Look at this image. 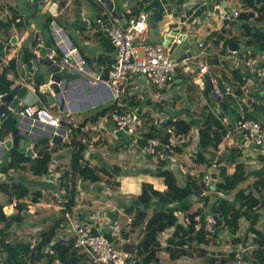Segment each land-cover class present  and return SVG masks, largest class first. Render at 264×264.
Instances as JSON below:
<instances>
[{"label":"crops","instance_id":"crops-1","mask_svg":"<svg viewBox=\"0 0 264 264\" xmlns=\"http://www.w3.org/2000/svg\"><path fill=\"white\" fill-rule=\"evenodd\" d=\"M33 1L9 0L0 7V74L10 59H15L14 69H9L5 77L12 83L24 79V83L28 86V90L23 93L14 108L12 102L0 100V112L2 110L6 112V116L1 122L0 142L10 135L13 128H20L23 131L25 127H28L29 136L20 138L21 145L18 151H23L24 155L33 158L40 148L45 147L50 151L51 156L47 172L41 175L33 174L28 168V162L27 166H23V168L10 169L6 173L0 171V184H11L12 182L24 184L30 192H39L37 201L29 200L28 197L24 198L28 204L23 213L26 210L34 213L35 216L30 223L35 227L32 229L38 231L37 235L36 232L27 231V241L37 242L39 234L47 227L44 226V223L48 219L54 222L59 218L56 216L51 218L47 212L48 207L59 210L66 208L62 203L66 198L63 188H59V176L62 171L70 168L74 152L73 144H71L73 138L82 139L85 144L82 152L83 157L79 159L81 164L88 167H105L112 173L110 179L118 180L119 185L115 186L104 181L90 182L76 176L74 179L76 191L79 185L83 187L88 184L91 189L101 190L106 198L100 203V207H94L93 200L80 201L75 196L71 206L79 210L80 218L86 221H91L88 217L95 218L96 228L99 231V227L103 228L106 232L102 233H108L111 241L121 248L123 244L136 243L142 237L141 227H132L129 224V215L125 214L122 201L128 195L139 193L142 181H149L155 188L164 189L165 184L162 178L152 175L151 172L156 169L170 170L167 162H176L177 164L175 155L184 154L190 159V161L188 159L182 161L183 158H181L182 164L178 170L184 176L187 174L196 175L200 172L206 173L208 170L216 172L217 167L222 164L227 166L228 172H232L237 163H243L248 171L264 166V161H262L264 156L260 154V146H254L251 142L244 140L243 135L237 131H232L234 137L232 144L221 140L216 149L212 144L208 145V150L212 151L213 156H207L209 157L207 160L212 158L219 164L218 166L203 163L204 168H200L198 166L200 163H197L193 158V153L198 146V127L203 119L201 113L205 107L214 111L226 126V130L233 129L238 119L235 114L242 116L250 111L261 113L260 109H253L255 105H264V93L254 75L253 67L264 63V50L248 45L251 36L248 39L243 34H245L246 26H251L252 31L264 29V20L259 21L255 18L264 12V4H257V8H254L252 4L244 3L243 0H113L114 9L122 11L124 16L129 10L150 11L152 8L164 10L166 15L159 20L161 30L168 29L169 31L177 28L179 32L174 39L185 36L177 45L179 50L176 56L182 52L190 51V56L187 55L180 61L191 60L203 63L207 67L206 72L209 73L210 79L226 80L231 84V90L222 96V100L226 103L222 108L206 85L204 90H200L191 75L181 70L177 72L174 84L166 88L156 87L147 76L139 74L130 76L123 85L121 95L124 107H135L143 112L142 118L143 116L144 118L140 128V133L143 136L145 133L157 129L162 132L166 123L171 120L185 119L191 124V129L186 133L180 149L170 152L168 155L170 157L167 156L162 161L163 163L158 164L155 158L154 160L150 159L152 157L142 152L140 146L131 142L129 135L117 129L108 119V113L115 104L110 85L106 81L114 47L104 31L103 25L96 22L98 9L103 5L93 7L85 0H52L51 8L55 7L56 11V14L53 15L49 10L42 8L41 0H37L35 3ZM38 3L41 4V7H37ZM217 4L219 7L229 6L232 8V12L238 10L239 13L232 14V16L224 14L223 10L215 13L214 9L218 8ZM250 11H252V16L245 17L243 13ZM15 17H19L20 20L15 21ZM54 21L57 24H54ZM42 27L45 31L41 30ZM37 34L42 35L47 44L56 46L59 50L70 47L76 49L73 58L76 61L78 81L71 85L70 90L64 95L63 101L60 98L53 102L48 100V93L34 81L35 75L38 73L36 68L33 66L30 68V76L25 77L24 75V64L33 65V62L27 61V57L30 53L35 54V36ZM13 36L15 39H12ZM162 39L161 32L149 26L135 38L136 41L146 40L157 43H163ZM247 47L253 50V66H247L244 63L243 54ZM232 49L235 51L233 52ZM176 56H172V58ZM80 59L85 61L82 69L78 67ZM242 79L243 83L247 82L248 84L245 89L242 88L243 83L240 82ZM191 84L195 87L193 91H189ZM32 86H36L37 89L41 87L43 91L37 95L31 90ZM130 102L131 104H129ZM26 103L46 104L55 114H63L68 111L72 115V121L78 124L79 128L83 127L84 129L79 130L78 127L73 128L66 124L55 128L33 119L30 120L28 116L21 113L22 107ZM106 108L108 110L105 114L100 115L99 112ZM14 112L17 118L13 117ZM261 115L263 120L259 121L264 124V115L262 113ZM94 116H96L95 119H93ZM144 122H146L145 128H143ZM51 132L59 135L60 139L56 138L57 140L53 141V138L49 137ZM24 138L27 139V142H24ZM129 151L135 154L139 161L137 164L139 167H130L134 165V159L127 155ZM30 173L35 177H30ZM254 179V175L249 176L241 186L252 183ZM3 190L0 189L5 194ZM56 195L59 197L57 198ZM13 199L19 201L16 198ZM95 200L98 201V199ZM189 203L191 206L188 211H193L202 204L195 199ZM184 206V201L171 205L180 220L185 217ZM8 209L6 208L7 211ZM10 211L13 214L16 207ZM258 211L260 219L257 222V227L264 231V208ZM122 215L126 216L124 222H121ZM24 218L20 222H24ZM64 222L65 220L61 222V225ZM246 225L247 221L242 218L240 221L241 234L245 232ZM170 230L168 229V233L162 232L163 239L158 237L163 244ZM21 234V228H15L13 225L9 240H20ZM225 234L226 231L220 233L218 237H213L214 240L212 239L204 246L206 253L202 259L197 260L194 259L196 256H188L193 259H190L191 263L218 264L221 255L224 257L232 250L230 244L222 240ZM71 237L72 232L65 222L54 239L66 241ZM221 241H223V246H221ZM0 246H2L0 250L3 249L1 252L7 254L4 246L2 244ZM252 248L253 246H250L248 249ZM164 252L160 251L157 260L149 261L147 264L159 262ZM214 255L217 257L216 259H209ZM1 256L3 255L0 254ZM55 263H59V261L56 260ZM78 264H89V262L82 260ZM231 264H234V261Z\"/></svg>","mask_w":264,"mask_h":264},{"label":"trees","instance_id":"trees-1","mask_svg":"<svg viewBox=\"0 0 264 264\" xmlns=\"http://www.w3.org/2000/svg\"><path fill=\"white\" fill-rule=\"evenodd\" d=\"M243 1L252 4L254 8H257V4H264V0ZM134 11L137 12V10ZM243 14L245 17H250L252 11ZM255 18L263 21L264 12ZM251 29V26H246L245 34H243L248 39L251 36L248 45L264 50V29L256 31ZM34 58L35 55L30 53L27 61ZM14 67L15 59H10L2 70L0 94L9 90L11 80L6 79L5 74ZM240 82L242 84L244 80L242 79ZM194 88V85L190 86L189 91H193ZM253 109H260L264 115V105H255ZM107 110V108L103 109L99 114H105ZM253 113L252 111L246 112L242 116L235 114V117L254 118ZM201 114L203 119L198 127V146L193 153V158L197 163H207V158H209L207 156H213L212 151L208 150V145L212 144L216 149L226 133V126L209 107H205ZM95 118L96 116L93 117V119ZM166 126H171L176 132L184 134L191 129V124L185 119L168 121ZM160 134L158 129L153 132L149 131L144 134V138L140 139V144H144L147 137L160 136ZM71 144H73L74 152L70 161V168L62 171L59 176V188H63L66 198L62 203L66 208H70L75 200L77 191L74 179L76 176L91 182L104 181L115 186L119 185L118 180L110 179L112 173L105 167H88L81 164L79 159L83 157L82 152L85 148L82 139L73 138ZM175 149L179 150L180 147L175 146ZM50 158V151L45 147L40 148L33 158L24 155L23 151L17 150L9 156L3 166H0V171L6 173L10 169L23 168V166H27L26 163L28 162V168L31 172L35 175H41L47 172ZM162 161L164 159L158 158L157 162L161 164ZM151 174L162 178L165 184L164 189H157L151 182L142 181L140 192L128 195L122 201L123 210L130 217L129 224L132 227H141L142 237L138 242L122 245L123 249L131 253L136 252L138 264H147L149 261L157 260L158 253L162 250L167 252L170 259H176L183 255L203 256L206 253L204 246L212 239L214 240L213 237H218L224 231L226 234L222 240L227 241L232 250L224 257L221 255L218 264H231L233 261L234 264H264V231L257 227V222L260 219L258 210L264 208V166L248 171L243 163H237L234 170L228 172L226 165H219L217 171L211 173L213 183L207 186L203 182L204 172L196 175L187 174L183 184L178 182L174 172L169 169H156ZM251 175L255 176L252 183L241 186ZM205 186L213 192L208 191L197 196L196 191ZM0 189H4L8 204L13 198L19 200L16 201V211L13 214H6L3 207L7 203L0 201V244L7 251V254L0 257V261L4 260L9 264H41L42 262L43 264H78L82 260H87L89 264H93L83 252L74 247L73 236L66 241L54 239L61 227V222L65 220L63 215L61 216L62 219L57 218L53 224L43 229L35 243L27 240H9L13 224L19 223L24 218L23 211L28 204L24 198L28 197L29 200L37 201L39 192H30L26 185L14 182L11 184L2 183ZM193 199L202 204L195 210L188 211L191 206L189 202H192ZM182 201L185 203L186 213L183 220H180L171 205ZM63 210L61 209V211ZM209 212L213 213L217 219L214 231L210 235L204 230L205 215ZM80 215L81 213L79 218ZM242 218L247 221V225L245 232L241 234L240 221ZM197 221L201 223L198 229L195 228ZM166 229L171 230L163 244L158 238V234ZM104 234L109 237L108 233ZM250 246L253 248L248 249ZM216 258L214 255L209 259L214 260ZM56 260L59 263H55Z\"/></svg>","mask_w":264,"mask_h":264},{"label":"built area","instance_id":"built-area-1","mask_svg":"<svg viewBox=\"0 0 264 264\" xmlns=\"http://www.w3.org/2000/svg\"><path fill=\"white\" fill-rule=\"evenodd\" d=\"M45 10L52 5V0H41ZM54 4V3H53ZM219 7V4H217ZM246 11V10H245ZM149 11H127L126 17L128 25L122 27L119 18L114 17L110 12L102 7L98 9L96 22L103 25L104 31L114 47L113 58L107 70L106 81L110 85L112 97L116 100L115 106L109 111L108 119L114 126L130 136L131 142L134 145L140 146L142 152L149 156H153L155 160L158 158H166L170 152L175 151V146H182L185 140L184 133L176 132L173 127L166 126L160 136L147 137L144 144H140V139L144 138L140 128L142 126L143 112L135 107L124 108L122 99L123 85L128 81L131 74H139L147 76L152 84L158 88L170 87L174 84L177 72H182L191 75L192 80L196 83L200 90L205 89L204 73L207 71L205 64L194 62L191 60L175 61L168 52L169 47L164 43L149 42L146 40H138L135 38L142 34L148 27L147 15ZM238 10H233L232 14L237 15ZM56 14V11L52 13ZM19 21V17L14 18ZM248 38V37H247ZM36 47L35 57L45 54L53 61H67L68 57H73L76 52L74 47L65 50H59L56 46L46 43L44 37L40 34L35 36ZM176 43H180L181 39L176 38ZM234 52L235 50L232 49ZM244 63L247 66H253L254 57L253 50L247 47L243 54ZM31 63L33 59H30ZM85 61L79 60V68L82 69ZM76 64V63H75ZM254 75L259 81L264 93V63L253 67ZM214 91L222 97L226 92L231 90V84L226 80L211 79ZM248 86L247 82L242 84V88ZM31 90L40 95L43 89L32 86ZM2 94H0L1 96ZM21 113L32 118L34 121L50 125L52 127H60L62 124L70 125L73 128L78 127V124L72 121V115L66 111L63 114H55L48 105H34L26 103L23 105ZM6 116L5 110L0 112V126L3 117ZM232 131H237L243 135L244 140L251 142L254 146H260V154L264 156V125L254 118L240 117L236 120L233 129L226 130L222 140L225 143L232 144L234 140ZM207 163L219 165L212 159H208ZM212 171H207L203 176V182L207 185L213 183ZM201 187L200 194L205 192H213L209 187ZM16 206V200H12L9 205H5V213L11 214L10 211ZM6 208H9L8 211ZM79 210L71 206L64 208L62 215L69 225V229L73 236V245L83 252L88 260L93 264H138L136 252L132 253L121 247L116 246L106 234L99 231L94 223L81 220L79 218ZM130 220V217H129ZM217 219L213 213L209 212L205 215L204 230L210 235L215 228ZM201 223L197 221L195 228H200ZM139 258V257H138ZM0 264H9L5 261H0Z\"/></svg>","mask_w":264,"mask_h":264},{"label":"water","instance_id":"water-1","mask_svg":"<svg viewBox=\"0 0 264 264\" xmlns=\"http://www.w3.org/2000/svg\"><path fill=\"white\" fill-rule=\"evenodd\" d=\"M87 3H89L93 7H99V5H103L111 15L114 17L119 18V22L122 27H126L128 25L127 17L123 15L122 11L114 9V2L113 0H85ZM34 3L37 2V0L33 1ZM37 7H41V4L38 3ZM48 10L51 12V14L55 11V7L51 6L48 8ZM223 10L224 14L232 16V8L229 6L224 7H218L214 9L215 13H218L219 11ZM164 10L152 8L148 15H147V24L151 28H155L161 32L162 35V41L163 43L169 47L168 52L172 54L174 52V49L177 47L178 43L175 41L176 35H178L179 29H171L168 31V29L161 30V27L159 25V20L164 17L166 14L163 12ZM54 24H57L56 21H54ZM181 40L184 37H177ZM12 39H15L13 36ZM190 56V51L182 52L178 56L174 57L175 61H180L181 59L185 58L186 56ZM76 61L73 57H68L67 61H53L51 58H49L45 54H41L33 59V65H30L28 63L24 64V75L25 77L30 76V68L33 66L38 70V73L35 75V82L37 84H40L41 87L44 89L45 92L48 93V100L50 102H53L55 99L60 98L63 101L64 95L67 93V91L70 90V87L73 83L78 81V73L77 69L75 67ZM205 77V85L206 88L210 91L213 98L218 102V104L224 108L226 103L222 98L214 91L213 85L210 79V75L208 72L204 73ZM28 90L27 84L24 83V79L20 81H14L11 82L10 88L7 92L3 93L0 96V100L2 102H12L13 108L15 105L19 102L20 98L22 97L23 93ZM12 108V105H11ZM13 117L17 118L16 113H13ZM32 120V118H30ZM16 124H18V121H16ZM54 130V128H53ZM29 136V130L28 127H25L24 130H20V128H13L10 135L5 137L0 142V151L2 154L0 155V166H3L9 156L13 154L15 151L18 150V148L21 145V137H28ZM49 137L53 138V141L60 139V136L51 132L49 134ZM24 138V142H27V139ZM57 138V139H56ZM29 151V150H26ZM201 189H198L196 191V195L198 196L200 194ZM3 210L5 212V206L3 207ZM96 233H99V230H95Z\"/></svg>","mask_w":264,"mask_h":264},{"label":"rangeland","instance_id":"rangeland-1","mask_svg":"<svg viewBox=\"0 0 264 264\" xmlns=\"http://www.w3.org/2000/svg\"><path fill=\"white\" fill-rule=\"evenodd\" d=\"M6 2H9V0H0V7H2V5L5 4ZM41 30L45 31V29L43 27L41 28ZM178 50H179V46L175 48V50L171 54V56H176V54L178 53ZM131 75H136V74H131ZM109 103H110V101H109ZM253 117L255 119H257V120H260V121L263 120V117H262L261 113H259V111H255L253 113ZM143 118H144V116H143ZM145 124H146V122H144L143 128H145ZM110 145H112V142H110ZM127 155L134 159V163H133L134 165H131L130 167L131 168L139 167V165H137V164H139V161H137V159L135 157V154H133L132 152L129 151V153L127 152ZM114 157H117V156L114 155ZM150 157H152L150 159L154 160L153 156H150ZM168 157H170V156H168ZM175 157H177V160H176L177 164H176V162H169L168 161L167 162V166L170 167L171 168L170 170H172L174 172L175 176L177 177L178 182L180 184H183L185 176L178 170L180 165L182 164L181 163V158H183L182 161H186L187 159L190 161V159L188 157L184 156V154H182L181 156H176L175 155ZM198 166L200 168H204V164L203 163L198 164ZM29 175H30V177H35L32 173H30ZM137 192H139V191H137ZM214 195H216V194H214ZM75 196H76V199L80 200V201L81 200H85V202H87V200H89V199L93 200L94 201V207H96V206L100 207V205H101L100 203L104 200V198H106V195L101 190H99V189L97 190V188L96 189H91L88 184L86 186H83V187L81 185H79ZM56 197L58 198L59 196L56 195ZM6 198H7V195L2 193V191H0V201L3 202V203H8ZM43 199H45V197H43ZM95 199H98V201H96ZM47 212H48V214L50 215L51 218H54V216L61 218V216H62V211L57 209V208L48 207V211ZM24 214H25L24 222L14 223L13 224V225H15V228L16 227L21 228L22 234L20 236V240H23V241L27 240V235H28L27 231H31V233H35L36 232L35 233L36 235L38 233V231H35L34 229H32V228H35V227L30 223L31 220L33 219V217L35 216L34 213H31V212L26 210L24 212ZM88 218H89V220L92 221V223H94V224L96 223L95 218H92V217H88ZM121 219H122L121 222H124V220L126 219V216L122 215ZM91 221H89V222H91ZM65 222H66V225H67V227L69 229V225H68L66 220H65ZM65 222L62 223L61 227L59 228L60 230L62 229V226L65 225ZM51 224H53V221L48 219L44 223V226L48 227ZM99 229H100L101 232H106L101 227H99ZM162 232H160L158 234V237L161 238V239H163V233ZM168 232H169L168 229L164 230V233H168ZM221 246H223V241H221ZM233 247H235V245H233ZM0 248H2V246H0ZM1 251H3V249L0 250V254L4 255L3 252H1ZM203 257L204 256H199V257L196 256L194 259L198 260V259H202ZM190 259H192V258H189L186 255L180 256L179 258H176V259H170L168 257L167 252H164V254L161 256L160 261L159 262H155V264H193L194 262L191 263L193 259L192 260H190ZM205 264H207V263L205 262Z\"/></svg>","mask_w":264,"mask_h":264}]
</instances>
